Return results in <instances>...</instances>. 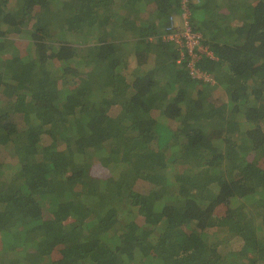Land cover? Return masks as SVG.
I'll return each instance as SVG.
<instances>
[{"label":"trees","instance_id":"obj_1","mask_svg":"<svg viewBox=\"0 0 264 264\" xmlns=\"http://www.w3.org/2000/svg\"><path fill=\"white\" fill-rule=\"evenodd\" d=\"M84 1L0 0V264H264V0H190L214 84L164 40L181 0Z\"/></svg>","mask_w":264,"mask_h":264},{"label":"rangeland","instance_id":"obj_2","mask_svg":"<svg viewBox=\"0 0 264 264\" xmlns=\"http://www.w3.org/2000/svg\"><path fill=\"white\" fill-rule=\"evenodd\" d=\"M73 4L77 5L79 3V0H70ZM198 2V1H197ZM14 5L16 4H13V5H10L9 8H12L14 7ZM224 3L222 4L223 8H222V13L223 14H227L226 11L228 12L229 9L232 7V6H225L224 7ZM52 7H53V4H48L47 7L45 8V11H49L51 12L52 11ZM95 7H98V1L97 0H86L84 2H81L80 5H79V9H80V12H79V16L82 18V19H91V20H95V23L94 24H97L96 22H99V17L97 16V14H95ZM43 9H36V13H39L41 12ZM152 11V7L149 8V10H145V11H142L140 13H132V15H130V19L132 21H135V22H148V21H151L153 18H154V15L155 13L154 12H151ZM42 13V12H41ZM172 16V17H171ZM170 16L171 20L178 26H182L184 24V21L182 19V16H181V13L178 14V12H174L172 15ZM192 19V17H191ZM30 24V23H28ZM99 25V24H98ZM100 27V31L102 33H106L109 31V28L107 26L106 23H101L99 25ZM22 29H25V27L21 26ZM116 33H118L119 36H121L123 34L122 30L120 27H118L116 29ZM8 42L5 43L7 44L6 46V49L2 51V53L4 54H9L10 56L9 57H16V56H24L26 53H27V49L29 47V42L30 40L24 36H22V33L21 32H18V33H15L13 35L10 36L9 39H7ZM131 40V39H130ZM3 43V42H2ZM0 53H1V50H0ZM80 54V52H79ZM131 62L132 64L135 66L136 63L134 62V58H131ZM215 96L217 98H219V102L221 103V99L225 102L226 101V93L225 91L222 89L219 90L217 89L215 91ZM173 126L175 127V124H173ZM236 128H237V125L235 124H227L226 126V133L228 135H230L233 139H236L237 135H236ZM170 155V153H169ZM1 158H5V163H4V166H3V170H5V176L4 178L8 179L12 173H13V170L15 169L14 168V165H13V161L12 159L7 155L5 156H2ZM245 206V205H244ZM224 210V208H223ZM249 212V216H246L245 214V211ZM224 213V211H223ZM235 213H243L244 217H246V219H251L254 221V222H257V224H259V221L261 220V217L260 216H257L255 215L256 213V209L252 206V205H249V206H246V210H243L242 212L239 210H237ZM235 219H238L237 217H234ZM229 245V244H227ZM2 246V242L0 241V248ZM235 246V245H234ZM236 247V246H235ZM38 257H40L38 255ZM38 259V258H37Z\"/></svg>","mask_w":264,"mask_h":264},{"label":"built area","instance_id":"obj_3","mask_svg":"<svg viewBox=\"0 0 264 264\" xmlns=\"http://www.w3.org/2000/svg\"><path fill=\"white\" fill-rule=\"evenodd\" d=\"M189 2L190 0H181L182 5L180 13L184 24L178 26L170 18V25L166 28L163 37L165 41L177 45L179 60H187L189 69L194 77L214 84L215 80L209 74L197 67V61L201 59L202 56L214 58V53L210 50L208 45L203 43L202 34L195 31L191 25Z\"/></svg>","mask_w":264,"mask_h":264}]
</instances>
